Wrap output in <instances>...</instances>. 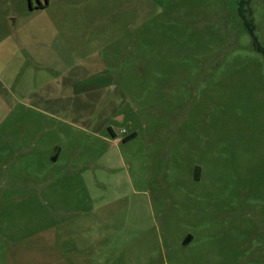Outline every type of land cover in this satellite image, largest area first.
<instances>
[{"label": "rangeland", "instance_id": "374dc122", "mask_svg": "<svg viewBox=\"0 0 264 264\" xmlns=\"http://www.w3.org/2000/svg\"><path fill=\"white\" fill-rule=\"evenodd\" d=\"M40 4L0 0V264H264V0Z\"/></svg>", "mask_w": 264, "mask_h": 264}, {"label": "trees", "instance_id": "16d2710c", "mask_svg": "<svg viewBox=\"0 0 264 264\" xmlns=\"http://www.w3.org/2000/svg\"><path fill=\"white\" fill-rule=\"evenodd\" d=\"M46 3L48 5V0H46ZM47 5L40 4L36 7V9H44L47 7ZM30 6H31V8H33L32 5H30ZM240 12H243V9L240 10ZM245 25L248 28V30L252 33L253 32V23L250 21H245ZM258 51L264 55V48L258 46ZM136 136H137L136 133H132V134L128 135L127 137H125L123 139V142L127 143V142L133 140L134 138H136Z\"/></svg>", "mask_w": 264, "mask_h": 264}, {"label": "crops", "instance_id": "0c3cea01", "mask_svg": "<svg viewBox=\"0 0 264 264\" xmlns=\"http://www.w3.org/2000/svg\"><path fill=\"white\" fill-rule=\"evenodd\" d=\"M59 151H60V150H59ZM53 160L57 161V160H58V157H57V156H55V157L53 158Z\"/></svg>", "mask_w": 264, "mask_h": 264}, {"label": "built area", "instance_id": "2783aa9c", "mask_svg": "<svg viewBox=\"0 0 264 264\" xmlns=\"http://www.w3.org/2000/svg\"><path fill=\"white\" fill-rule=\"evenodd\" d=\"M125 133V132H124Z\"/></svg>", "mask_w": 264, "mask_h": 264}]
</instances>
